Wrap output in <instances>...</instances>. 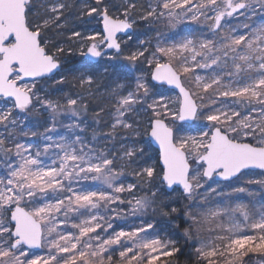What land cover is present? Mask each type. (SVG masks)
I'll use <instances>...</instances> for the list:
<instances>
[{"label":"snow or ice","instance_id":"1","mask_svg":"<svg viewBox=\"0 0 264 264\" xmlns=\"http://www.w3.org/2000/svg\"><path fill=\"white\" fill-rule=\"evenodd\" d=\"M0 264H264V0H0Z\"/></svg>","mask_w":264,"mask_h":264},{"label":"trees","instance_id":"2","mask_svg":"<svg viewBox=\"0 0 264 264\" xmlns=\"http://www.w3.org/2000/svg\"><path fill=\"white\" fill-rule=\"evenodd\" d=\"M142 26L145 28V25H142ZM142 26L141 25L137 26V28L135 30V36L133 38V41L131 42L132 44H135L137 39H146L148 37H151V35H150V33H149V31L147 29H146L147 31L145 33H142L143 29H144ZM180 29H183V26H179L178 30H180ZM75 59L79 60V59H81V57H79L77 55V57H75ZM160 226L163 227L164 225L161 223Z\"/></svg>","mask_w":264,"mask_h":264},{"label":"rangeland","instance_id":"3","mask_svg":"<svg viewBox=\"0 0 264 264\" xmlns=\"http://www.w3.org/2000/svg\"><path fill=\"white\" fill-rule=\"evenodd\" d=\"M258 22H259V18H258ZM141 26H142V25H141ZM179 26H183V29L185 28V24H184V23H180V24L177 25V30H178V27H179ZM142 27H143V26H142ZM143 28H144V27H143ZM146 29L148 30L147 26H145V28L143 29V32H142V33H145V32L147 31ZM95 30H97V31H102V30H101V26H96V27H95ZM149 33H150L151 37L155 35L154 32H150V31H149ZM124 39L127 40V37H125ZM201 74H204V73L201 72ZM245 179H247V177H245ZM240 183H243V180L240 181ZM213 186H215V185L213 184ZM241 197H242V199H244V200L249 199V197H247L245 194H241ZM137 223H139V221H137Z\"/></svg>","mask_w":264,"mask_h":264},{"label":"water","instance_id":"4","mask_svg":"<svg viewBox=\"0 0 264 264\" xmlns=\"http://www.w3.org/2000/svg\"><path fill=\"white\" fill-rule=\"evenodd\" d=\"M101 30H102V27H101ZM255 171H259V170H255Z\"/></svg>","mask_w":264,"mask_h":264}]
</instances>
